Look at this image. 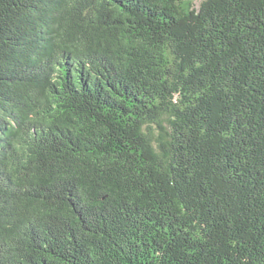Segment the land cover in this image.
Here are the masks:
<instances>
[{
    "label": "trees",
    "instance_id": "obj_1",
    "mask_svg": "<svg viewBox=\"0 0 264 264\" xmlns=\"http://www.w3.org/2000/svg\"><path fill=\"white\" fill-rule=\"evenodd\" d=\"M0 264H264V0H0Z\"/></svg>",
    "mask_w": 264,
    "mask_h": 264
}]
</instances>
